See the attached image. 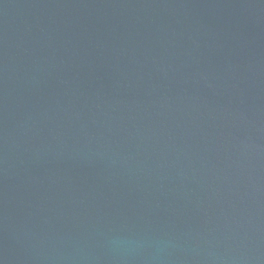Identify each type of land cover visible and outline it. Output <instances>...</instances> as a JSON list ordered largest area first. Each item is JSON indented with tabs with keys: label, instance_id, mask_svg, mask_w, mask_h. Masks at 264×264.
<instances>
[{
	"label": "water",
	"instance_id": "water-1",
	"mask_svg": "<svg viewBox=\"0 0 264 264\" xmlns=\"http://www.w3.org/2000/svg\"><path fill=\"white\" fill-rule=\"evenodd\" d=\"M0 264H264V0H0Z\"/></svg>",
	"mask_w": 264,
	"mask_h": 264
}]
</instances>
